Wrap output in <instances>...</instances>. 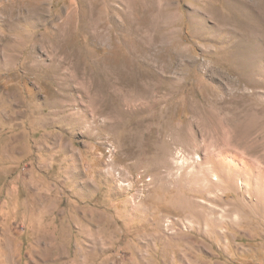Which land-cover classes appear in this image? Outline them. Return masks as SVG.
<instances>
[{"label":"rangeland","instance_id":"374dc122","mask_svg":"<svg viewBox=\"0 0 264 264\" xmlns=\"http://www.w3.org/2000/svg\"><path fill=\"white\" fill-rule=\"evenodd\" d=\"M0 264H264V0H0Z\"/></svg>","mask_w":264,"mask_h":264}]
</instances>
